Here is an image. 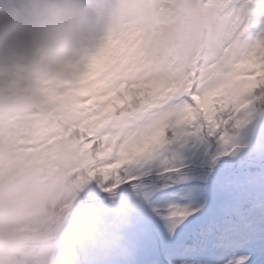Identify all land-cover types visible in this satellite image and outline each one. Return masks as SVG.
<instances>
[{
    "label": "snow or ice",
    "instance_id": "snow-or-ice-1",
    "mask_svg": "<svg viewBox=\"0 0 264 264\" xmlns=\"http://www.w3.org/2000/svg\"><path fill=\"white\" fill-rule=\"evenodd\" d=\"M246 3L231 0L235 16ZM257 45L260 32L214 80L177 84L146 108L143 82L106 66L93 74L94 91L54 93L27 138L0 117V168L7 151L79 194L57 264H264Z\"/></svg>",
    "mask_w": 264,
    "mask_h": 264
},
{
    "label": "clouds",
    "instance_id": "clouds-1",
    "mask_svg": "<svg viewBox=\"0 0 264 264\" xmlns=\"http://www.w3.org/2000/svg\"><path fill=\"white\" fill-rule=\"evenodd\" d=\"M244 8L241 19L231 0H0V117L27 138L54 93L86 90L106 66L143 82L142 108L177 84L212 81L253 33L264 35V7L247 0ZM256 50L264 54V45ZM78 200L6 151L0 264H57Z\"/></svg>",
    "mask_w": 264,
    "mask_h": 264
},
{
    "label": "rangeland",
    "instance_id": "rangeland-1",
    "mask_svg": "<svg viewBox=\"0 0 264 264\" xmlns=\"http://www.w3.org/2000/svg\"><path fill=\"white\" fill-rule=\"evenodd\" d=\"M95 87H96L95 85H93L92 83H90L88 85L87 89L90 90V91H94Z\"/></svg>",
    "mask_w": 264,
    "mask_h": 264
}]
</instances>
